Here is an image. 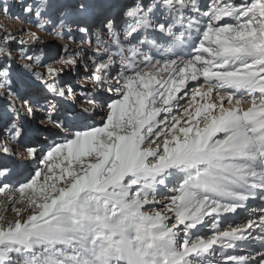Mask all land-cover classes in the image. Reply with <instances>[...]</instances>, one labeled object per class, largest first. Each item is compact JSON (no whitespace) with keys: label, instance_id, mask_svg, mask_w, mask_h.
Instances as JSON below:
<instances>
[{"label":"snow or ice","instance_id":"6c2138e0","mask_svg":"<svg viewBox=\"0 0 264 264\" xmlns=\"http://www.w3.org/2000/svg\"><path fill=\"white\" fill-rule=\"evenodd\" d=\"M35 6L24 12L39 18L50 3ZM103 7L66 0L62 11L86 20ZM123 8L120 23L105 20L108 40L97 38L85 63L93 89L115 97L100 126L62 119L61 102L75 93L58 78L78 71L79 52L66 47L47 79L27 66L59 99L45 97L47 107L23 100L24 111L64 139L42 153L25 147L41 166L16 186L3 160L16 158L9 145L21 147L23 133L17 127L0 142V196L16 214L7 223L0 215V264H210L218 249L229 250L223 264H264V208L221 226L264 196V0H131ZM5 58L11 53L0 48V87L12 102L19 96ZM209 219L213 234L198 235ZM252 243L253 253L233 254Z\"/></svg>","mask_w":264,"mask_h":264},{"label":"rangeland","instance_id":"374dc122","mask_svg":"<svg viewBox=\"0 0 264 264\" xmlns=\"http://www.w3.org/2000/svg\"><path fill=\"white\" fill-rule=\"evenodd\" d=\"M104 1L110 2L105 3L109 4L107 8L111 9L112 12L105 14L104 17L101 16L99 19L95 17L92 26L93 28L91 29H99L103 28V26L106 27L105 20L107 18H111L116 23H120V21L124 18L122 13L125 11V9L120 8L119 3L116 7L115 4H113L116 0ZM47 2L50 3V6L46 7L42 12V15L38 18L33 14H26L24 12L25 5L33 8V12L39 10L35 6V0H0V48L11 53L10 60L5 58V60H7L5 67H8L10 71L11 88L19 96L18 100L9 102L8 96L6 95L7 89L0 87V142H3V138L14 134L16 123H18L17 126L23 133L19 140L21 145L20 148H17L16 150L17 146L15 144L9 145V147H11L16 153V158L12 159L8 157L4 158L3 160V162L7 164L9 170L11 171L12 177L14 172H17L19 167L26 169L27 165L32 166L33 160H31L28 155H25L27 152L24 151V148L39 147V143H42L40 138H42L41 135L44 132L42 129L39 131L36 130L40 124V121L39 119L33 121L28 118L26 112L24 111V105L22 101L28 100L34 105L47 106V100L45 97H48V99L54 98L52 97L51 93H49L47 89L44 88L43 81L37 80L32 74V71L27 69V66L32 65V68L36 73L45 74L47 79L49 78L46 75L47 69L49 67L54 69H60L62 67L60 61L62 58L66 57L62 54L63 50L66 47H71L74 44V37L76 35H79L84 41H88L91 36L90 34L85 38V34L81 32L78 34L79 30L77 25L79 23L75 22L74 25L73 22L81 21L79 18L69 17L68 15L67 19L64 18L67 12L63 11L61 13L60 11H62L66 0H47ZM147 2L151 3V0H147ZM205 2L209 4L211 3V0H206ZM116 11L118 13L113 17V12ZM60 18L67 20L65 23L69 26V28L74 29L76 27L75 32H70L68 28L60 27ZM80 24L88 25V23L84 21H81ZM91 32H93V30ZM6 37L7 40H5ZM34 37L36 38L35 42H33ZM22 40L24 43H20ZM84 43L86 44L85 47L87 49L91 48L89 47L90 44L88 45L86 42ZM27 56H30L33 59H25ZM0 63H4V61H0ZM66 71L67 69L65 68L62 75L58 78L59 85L61 87H65V83L66 85H68L67 83H70L69 85L74 90V93L77 92V89H80L81 93L74 95L72 99L69 100L70 104H73L74 108H76V114H67L66 116H63L62 119L66 118L68 121L73 122L77 128L90 127L89 123H92V116H94L96 113L103 114L106 109V103L115 98L114 94H110L106 98V91L101 92L95 90L93 87H90L87 82H83V87L78 85V82H76V72L74 70H69L70 79L67 81V78L64 76L66 75ZM39 90H42V93H39ZM33 94L38 96L42 95V97L36 100H34V98L30 99ZM111 95L112 98L110 97ZM100 98L105 99L101 100ZM93 100L97 105L95 109H93L91 103H89V101ZM181 104L183 105L185 102L181 101ZM86 108L90 112H93L94 115L88 116L86 113H84L83 110ZM64 112L66 111H64V107H62L61 114ZM37 114H39V112L36 113V116L38 117ZM44 114L45 113H43V115ZM22 120L25 122L24 125L21 124ZM5 125H7V127H5ZM48 130L53 131L51 128H48ZM56 136V142L53 143H60L64 139V135L62 133ZM34 140L36 142H34ZM47 144L45 143V146H47ZM23 154L25 155V158H23ZM37 161L38 163L40 162L39 159ZM23 181L24 180L21 182ZM2 199L3 196H0V215L6 217L5 222L7 223L8 221L14 220L16 218V214L12 211L13 205L10 204L6 206L4 200ZM15 207L21 208L22 205H15ZM239 213L243 216H246L247 210H241ZM27 214L28 213L26 212L25 216ZM223 224L224 223H222V225Z\"/></svg>","mask_w":264,"mask_h":264},{"label":"bare ground","instance_id":"6f19581e","mask_svg":"<svg viewBox=\"0 0 264 264\" xmlns=\"http://www.w3.org/2000/svg\"><path fill=\"white\" fill-rule=\"evenodd\" d=\"M205 1L206 0H201V3L202 4H207ZM105 2H109V1H104V3ZM118 3L120 4V8H123V5L125 3H131V0H120V1L116 0L115 3H113V4H115V6L117 7ZM108 5H109L108 3L107 4L105 3V7L98 8V10L94 9L91 12L90 16L86 20H81V21H84V22L88 23L87 26L90 27V29L93 28L92 26H93V23H94L93 21L95 20V17H97L99 19V18H101V16L104 17L105 14H108V13L112 12L111 9L107 8ZM60 12L62 13L63 11H60ZM113 13H114L113 14V17H114L118 12L116 11V12H113ZM67 15L68 14H66L64 16V18L67 19ZM66 19L64 20V19L60 18V20H59V22L61 24L60 27L68 28V30L70 32H75L76 27L74 29H72V28H69V26L66 23H63V24L61 23V20H64V21L67 22ZM81 21H74L73 24L75 25V22H78L80 24ZM92 30H93V32L90 33L91 36L88 39V41H84V40L81 39V37L79 35H76L74 37V39H75L74 44L71 47H69V49L71 50L73 55L75 53L79 52L81 57H82V59L80 60V63H79L78 71H75L76 72L75 75L77 77L76 78V80H77L76 82H78V85H80V86H82L83 82H87L88 85H90V87H92V84L89 83L90 80H91V76H90L91 73L85 70V63L86 62L89 63V64L91 63V61L88 59V57L94 55L93 49L96 47L97 38H99L101 40H104V41H105V39H106V41L108 40L107 28L105 26H103V28H99V29H95V28L91 29V31ZM78 34H80V31H79ZM86 37H88V35H85V38ZM84 42H86L88 45L90 44L89 47H91V48L87 49L85 47L86 44ZM64 48H65V46H64ZM62 54L64 56H66L64 50H63ZM64 76L67 78L66 79L67 81L70 79V75H69V70L68 69L66 71V75H64ZM79 83H81V84H79ZM67 84L68 85H66V83H65V87L64 88L70 87V85H69L70 83H67ZM39 93H42V90H39ZM80 93H81L80 89H77V92L75 93V95L80 94ZM110 94H112V93L106 91V93H105L106 98ZM31 97H30V99L34 98V100H36V99H40L42 97V95L38 96V95L33 94ZM110 97L112 98V95ZM52 99L55 100V99H59V98H52ZM70 99H72V97H70L68 100H64V101L61 102L63 104L64 111L66 109V112H64L62 114V117L66 116L67 114H70V115L72 113L76 114V112H77L75 110L76 108H74V105L70 104V101H69ZM100 99L104 100L105 98H100ZM34 103H36V102H34ZM42 106L47 107L46 105H42ZM245 107H246V105H245ZM105 111H106V109H105ZM105 111H104L103 114L96 113L94 116H92V119H91L92 123H89V125L90 126H94V125L95 126H99V125H101L103 123V117L105 115ZM40 113L41 112H39V114H37L38 117L45 115V114L43 115V113H41V114ZM21 122H22L21 124L24 125L25 122H23V120ZM17 125H18V123H16L15 128L18 127ZM40 129L44 130V132L41 135L42 138H40V141H42V143L40 142L39 143V147H36V148L34 147V148L37 150V152L42 153L51 143L56 142L55 140L57 139V136H50L48 133L51 132V130L45 129V127L41 123V121H40V124H39V126L37 127L36 130H40ZM10 134H12V133H10ZM47 141H49V142H47ZM34 142H36V141L34 140ZM45 143L46 144L48 143L47 146H45ZM17 148H20V147H16V150H17ZM25 155H28V154L26 153ZM25 155L23 154V158H25ZM38 159L40 160V156H37V158L35 160L31 159V160H33L32 166H28L27 165L26 169H23V168L19 167L17 172L16 171L14 172L13 177L12 176L10 177V186H16L18 184V182H21L22 180H25L32 173H34L35 169L40 166V162L38 163V161H37ZM166 195H171V193H166ZM2 200H4V203H5L6 206L10 205L9 203L6 202L5 196H3ZM262 208H264V196H257L256 198L251 199L248 202V208L245 209V210H247V215L246 216H243L240 213H239V215H233L232 216L233 218H231L230 220L227 221V223H224L221 226L223 228H227L229 225H233L234 226L236 224L246 223L247 219L248 218H252L253 216L258 218L259 215H260V209H262ZM193 231L195 232L196 230H193ZM197 234L201 235V236H206V235H212L213 234L212 229H211V220L210 219L208 220V226L207 227H201ZM257 247H258L257 244L252 243L250 247L249 246H244L243 248L236 249L233 252V254H240L242 252L243 254L247 255L249 253H253ZM227 251H229V250L219 249V250L216 251V253L214 255L209 256L210 264H223V262L221 260V257H224L226 255Z\"/></svg>","mask_w":264,"mask_h":264}]
</instances>
